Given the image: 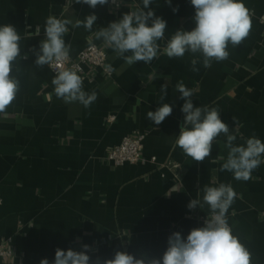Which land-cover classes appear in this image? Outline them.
Wrapping results in <instances>:
<instances>
[{
  "label": "crops",
  "instance_id": "obj_1",
  "mask_svg": "<svg viewBox=\"0 0 264 264\" xmlns=\"http://www.w3.org/2000/svg\"><path fill=\"white\" fill-rule=\"evenodd\" d=\"M243 3L252 19L248 37L238 46L229 43L228 58L212 60L206 68L200 53L186 52L180 58L164 54L176 30L195 27L190 0H171V6L152 0L155 15L167 22L164 39L158 41L156 59L133 65L95 33L142 8V0H123L116 10L109 3L91 9L74 0H0V25L16 28L22 57L13 62L11 73L19 91L0 114V242L9 240L13 252L0 264H40L43 258L51 264L57 248L80 251L83 245L90 246L93 260L110 259L117 250L138 258L162 257L173 232L186 238L192 228L203 226L199 218L211 215L203 204L204 187L222 183L237 194L227 212L233 234L250 251L251 264H264V163L249 180H236L221 170L229 152L224 134L203 162L174 143L184 116V100L175 90L181 82L193 92L194 106L221 112L230 134L236 135L234 145H244L252 136L264 142V0ZM92 13L97 20L91 32L69 24L63 37L71 46L70 57L90 44L108 55L111 77L85 68L83 90L97 96L85 107L56 97L54 75L47 65H35V53L45 39L49 16L75 23ZM193 60L198 71L192 70ZM166 83L161 101L160 88ZM162 102L173 111L155 125L147 113ZM110 115L115 116L112 123L107 122ZM135 131L145 133L144 161L111 166L106 160L109 149ZM192 199L203 207L189 209Z\"/></svg>",
  "mask_w": 264,
  "mask_h": 264
},
{
  "label": "clouds",
  "instance_id": "obj_2",
  "mask_svg": "<svg viewBox=\"0 0 264 264\" xmlns=\"http://www.w3.org/2000/svg\"><path fill=\"white\" fill-rule=\"evenodd\" d=\"M74 2L95 9L108 4L109 0ZM166 2L171 6V0ZM151 3L152 0H142V8L124 13L118 21L110 22L107 27H101L95 33L96 39L102 40L128 65L141 61L151 63L158 57V41L164 39L167 22L155 15ZM190 3L195 9V27L190 31L176 30L167 41L164 54L169 58H180L186 52L200 53L204 67L208 68L212 60L219 62L228 58L229 43L238 46L248 37L252 28L250 10L243 0H190ZM172 10L175 13L178 7ZM96 20L94 13L83 20L77 19L75 23L55 16L46 19L45 39L40 41L39 50L35 53V65L59 69L52 78V85L56 97L66 103L78 101L89 107L97 98L95 92L88 94L83 90V80L76 70L64 66L69 60L71 46L63 38L69 24L73 27L82 26L91 32ZM20 39L13 25H0V114L6 113L19 91V81L11 73L13 62L22 58ZM196 63V60L192 61L193 71H198ZM167 88V83L161 85V101L167 95ZM175 90L180 93V99L184 100L181 107L183 122L176 135L175 146L194 161L203 162L210 156L213 142L224 134L229 152L221 170L233 173L236 180H249L251 173L264 163V142L252 136L246 140V144L234 145L236 135L230 134L229 126L221 119V112L217 108L194 106L193 92L182 82L175 86ZM172 111L173 107L169 103L162 102L155 111H148L147 117L159 125ZM203 191V204L209 206L210 217L205 219L202 227L192 228L186 238L179 231L173 232L168 237V246L162 257L142 254L138 258L126 251L117 250L110 259L96 257L93 260L89 255L92 249L89 245H83L80 251L57 248L51 264H251L250 251L233 234L227 221V212L236 198V192L231 185L223 183L218 187L205 186ZM203 204L192 199L187 207L201 208ZM40 264L50 262L43 258Z\"/></svg>",
  "mask_w": 264,
  "mask_h": 264
},
{
  "label": "built area",
  "instance_id": "obj_3",
  "mask_svg": "<svg viewBox=\"0 0 264 264\" xmlns=\"http://www.w3.org/2000/svg\"><path fill=\"white\" fill-rule=\"evenodd\" d=\"M109 4L113 9H119L123 0H116L115 3L112 0H109ZM264 32V20L261 21ZM108 55L106 51L95 44H90L86 49L80 51L75 57H69V60L65 62L64 66L67 68H73L84 80L88 74L85 68L90 69H100L103 74L107 77L112 76V72L107 66ZM49 70L53 75L56 71H59L57 68H50ZM115 119L114 115H110L107 118L108 123H112ZM145 138V133L141 131H135L130 135L124 136L118 144L111 147L106 156L107 162L113 167H119L124 164H135L143 162L144 158L142 155L143 150V141ZM153 161V159H151ZM264 217V210L261 212ZM207 217H210L207 216ZM207 217H200L199 220L204 223ZM13 252L10 246V241L6 240L0 242V260L6 261L12 258Z\"/></svg>",
  "mask_w": 264,
  "mask_h": 264
}]
</instances>
